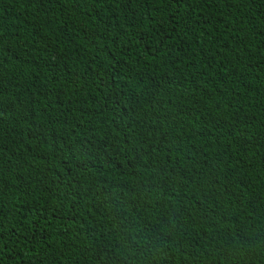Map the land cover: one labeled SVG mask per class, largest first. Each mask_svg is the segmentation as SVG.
<instances>
[{
	"label": "trees",
	"instance_id": "1",
	"mask_svg": "<svg viewBox=\"0 0 264 264\" xmlns=\"http://www.w3.org/2000/svg\"><path fill=\"white\" fill-rule=\"evenodd\" d=\"M0 264H264V0H0Z\"/></svg>",
	"mask_w": 264,
	"mask_h": 264
}]
</instances>
